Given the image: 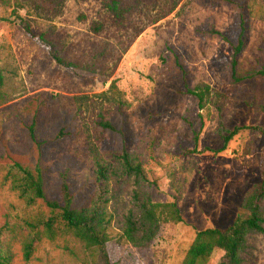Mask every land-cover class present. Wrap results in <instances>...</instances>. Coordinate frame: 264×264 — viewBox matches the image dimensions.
Listing matches in <instances>:
<instances>
[{"label":"rangeland","instance_id":"374dc122","mask_svg":"<svg viewBox=\"0 0 264 264\" xmlns=\"http://www.w3.org/2000/svg\"><path fill=\"white\" fill-rule=\"evenodd\" d=\"M17 15L76 68L58 65ZM240 42L238 76L263 69L264 0H0V229L49 215L47 201L61 200L64 181L73 208L88 205L95 152L126 148L146 169L153 201L177 203L183 222L164 219L151 247L134 248L121 231L133 185L117 190L112 264H182L196 233L231 225L261 180L264 136L246 129L225 144L220 134L264 130V79L233 78ZM181 66L189 89L211 88L204 109ZM14 163L40 168L45 200L19 198L7 177ZM15 252L11 264H100L71 238L42 240L28 261L20 245ZM222 255L216 250L209 264ZM243 257L264 264V234L249 237Z\"/></svg>","mask_w":264,"mask_h":264},{"label":"trees","instance_id":"16d2710c","mask_svg":"<svg viewBox=\"0 0 264 264\" xmlns=\"http://www.w3.org/2000/svg\"><path fill=\"white\" fill-rule=\"evenodd\" d=\"M114 11H119V3L113 1ZM24 32L36 43L46 49L51 58L60 66L73 70L71 61L63 59L54 46L43 34H36L30 24L22 17L15 16ZM101 31V26L94 28ZM242 42L233 54V78L236 82L264 79V68L239 77L236 68V56L241 50ZM180 65V64H179ZM117 66V65H116ZM188 93L197 97L200 109H204L211 99V88L207 85L194 90L188 88L186 71L181 66ZM3 78L0 72V85ZM264 113V104L262 106ZM100 126L112 130L115 127L109 121H102ZM254 130L264 136L261 127H241L229 132L225 127L220 134L225 144L243 130ZM93 170L90 178L95 186L92 199L88 205L73 208L74 198L67 181L63 182L61 200L47 201L51 210L49 215H39L28 219H19L7 223L0 229V264H11L16 257L15 246L20 245L26 261L33 257L36 246L44 239L54 241L58 238H71L82 243L88 250H94L100 264H112L110 229L114 215L111 201L114 192L133 185L131 205L123 216L121 231L126 243L134 248H149L158 238L163 220L174 223L183 222L177 203H155L152 198L151 185L146 169L129 149L121 151L95 152ZM7 177L12 189L28 206L45 200L44 178L40 168L35 171L14 163L7 168ZM261 180L245 194L241 215L226 228H207L196 233V237L186 253L182 264H209L214 252L223 253L218 264H243L248 248V239L253 234H264V148L260 164Z\"/></svg>","mask_w":264,"mask_h":264}]
</instances>
